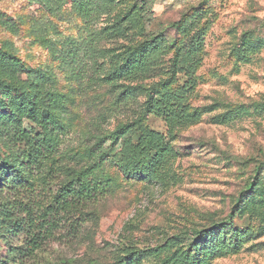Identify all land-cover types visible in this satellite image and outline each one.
<instances>
[{
	"label": "rangeland",
	"instance_id": "obj_1",
	"mask_svg": "<svg viewBox=\"0 0 264 264\" xmlns=\"http://www.w3.org/2000/svg\"><path fill=\"white\" fill-rule=\"evenodd\" d=\"M141 3L111 0L97 31L117 15H129L130 22H123L122 33L102 37L97 52L116 55L122 46L135 50L158 36L161 46L148 69L124 85L150 89L157 83L158 92L171 94L183 89L186 118L172 136L163 118L141 119L147 130L166 135L162 181L130 179L101 153L91 155L97 136L142 115L147 94L137 91L138 103L119 105L114 86L94 73L99 62L106 75L111 72L108 57H69L68 41L85 37L73 0H0V55L20 60L0 62V81L12 86V97L59 95L50 109L64 129L59 141L49 138L55 157L93 162L98 170L92 179L112 189L78 240L52 244L38 264L58 256L78 264H264V167L258 169L264 162V0H148L143 12ZM193 43L197 49L188 61L195 64H178ZM38 76L49 81H29ZM8 102L0 94V162L10 155L4 133L29 123ZM251 181L256 192L243 194Z\"/></svg>",
	"mask_w": 264,
	"mask_h": 264
},
{
	"label": "trees",
	"instance_id": "obj_2",
	"mask_svg": "<svg viewBox=\"0 0 264 264\" xmlns=\"http://www.w3.org/2000/svg\"><path fill=\"white\" fill-rule=\"evenodd\" d=\"M110 2L73 0L84 21L81 34L85 37H81L80 42L68 41L72 46L69 57L78 60L81 54L85 58L94 55L97 60L108 57L111 60V72L106 75L104 62H99L94 73L100 75L98 80L114 86L118 92L119 105L138 103L135 96L137 91H146L147 96L143 102L142 115L136 114L129 122L118 125L115 131L104 137L97 136V143L90 146L91 155L101 153L103 159L113 161L130 179L136 177L162 181L165 177L162 171L169 158L166 135L147 130L141 124V119L147 115L163 118L172 136L180 121L186 118L181 113L183 89L171 94L168 90L158 92L155 88L157 83L150 89L124 85V82L136 80L141 71L148 69L151 54L158 52L161 43L158 36L151 35L149 41L138 42L135 50L122 46V51L116 55L111 54L112 49L106 48L100 49L98 53L97 46L102 42V37L112 32L122 33L123 22H130L129 15H117L113 17L112 24L107 23L97 31V24L101 22L102 15L108 13ZM141 2L139 11L143 12L148 0ZM145 45L149 51L144 48ZM174 46H177L176 42ZM196 49L193 43L187 50L189 53L185 52L188 59L178 64H195L188 60L193 58ZM0 62L20 64V60L7 54L0 55ZM187 68L193 69L190 65ZM78 78L82 79L83 75L78 73ZM29 81L34 84L48 82L49 79L38 76ZM90 81L95 82V77H90ZM167 84L165 82L164 85ZM12 91L11 85L0 81V94L7 97L9 106L26 116L29 123L11 125L4 133L10 155L0 162V264H38L40 255L45 254L52 244L71 246L78 240L85 226L95 220L96 207L110 196L112 189L110 182L92 179L98 170V165L93 162L81 165L76 155L55 157L58 149L49 142V138L59 141L64 129L60 130L57 126L50 109L59 104V95L39 91L33 96L26 94L24 97H12ZM135 137L136 142L133 141ZM108 143L110 145L107 147ZM263 167L264 162L259 164L258 169L262 170ZM255 192V182L251 181L246 184L243 194ZM4 245L7 248L5 257L2 256ZM47 264L78 262L58 256Z\"/></svg>",
	"mask_w": 264,
	"mask_h": 264
}]
</instances>
